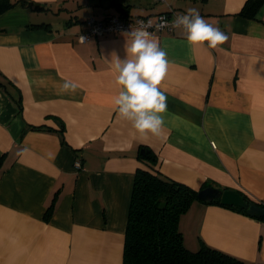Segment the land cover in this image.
I'll return each mask as SVG.
<instances>
[{
    "label": "crops",
    "instance_id": "crops-1",
    "mask_svg": "<svg viewBox=\"0 0 264 264\" xmlns=\"http://www.w3.org/2000/svg\"><path fill=\"white\" fill-rule=\"evenodd\" d=\"M0 0V264H122L134 175L149 168L196 190L234 189L264 205V0ZM196 8L228 40L190 46L153 32L171 62L160 137L121 119L109 62L125 32L77 35L89 17ZM58 19V22L56 21ZM44 24L43 26H34ZM80 87L61 93L65 80ZM30 126L43 129H30ZM63 128L62 142L60 129ZM155 156L152 166L141 148ZM80 167H75V162ZM185 245L264 262V220L194 201Z\"/></svg>",
    "mask_w": 264,
    "mask_h": 264
},
{
    "label": "trees",
    "instance_id": "trees-1",
    "mask_svg": "<svg viewBox=\"0 0 264 264\" xmlns=\"http://www.w3.org/2000/svg\"><path fill=\"white\" fill-rule=\"evenodd\" d=\"M15 3L43 9V6L28 0H17L7 4V7ZM29 128L43 129L36 126ZM63 131L61 128L60 136L62 142H65ZM139 157L150 166L155 161L154 154L145 147L140 149ZM197 192L198 190L149 168H138L130 197L122 264H264L261 261H244L203 241L196 250H191L185 245L179 221L194 201H200L197 199ZM240 194L246 200H251L242 192ZM213 202L221 204L219 199L205 203ZM227 207L246 213L239 207ZM259 219L264 220V217Z\"/></svg>",
    "mask_w": 264,
    "mask_h": 264
},
{
    "label": "clouds",
    "instance_id": "clouds-1",
    "mask_svg": "<svg viewBox=\"0 0 264 264\" xmlns=\"http://www.w3.org/2000/svg\"><path fill=\"white\" fill-rule=\"evenodd\" d=\"M137 23L140 27L124 33L125 57L121 59L115 52L111 53L109 64L116 74L114 83L119 89L113 103L118 116L130 122L141 138L149 134L160 137L167 111V95L160 85L171 62L166 49L147 29L155 27L159 31L169 26L181 29L190 46L207 42V47L212 49L223 45L228 36L218 26L208 23L196 8L175 16L170 25L165 17H160L155 25L152 20L146 24L143 20ZM84 40L81 37V42ZM79 87L77 82L66 79L60 86V92L75 93Z\"/></svg>",
    "mask_w": 264,
    "mask_h": 264
},
{
    "label": "built area",
    "instance_id": "built-area-1",
    "mask_svg": "<svg viewBox=\"0 0 264 264\" xmlns=\"http://www.w3.org/2000/svg\"><path fill=\"white\" fill-rule=\"evenodd\" d=\"M156 2L166 3V0H155ZM168 9L163 12H159L155 15L151 16H120V15H110L105 18H95L89 17L86 20L87 29L84 32H81L77 35L79 41H81V37H84V42L90 40L91 38H98L108 34L118 33V32H127L131 30V28L135 29L140 27L137 23L140 20H143L145 24L148 20H152L155 25L160 17H165L169 21V25L175 16L179 15L175 10H173L168 4ZM174 28L171 26L165 27L159 31L167 30L172 31ZM150 32H159L155 29V27L147 29ZM75 167H80V162H75Z\"/></svg>",
    "mask_w": 264,
    "mask_h": 264
},
{
    "label": "water",
    "instance_id": "water-1",
    "mask_svg": "<svg viewBox=\"0 0 264 264\" xmlns=\"http://www.w3.org/2000/svg\"><path fill=\"white\" fill-rule=\"evenodd\" d=\"M143 151L144 150H141V152ZM197 199L202 202H210L219 199L222 205L242 208L245 210L246 214L256 218L264 217V205L254 200H246L239 191L234 189L205 186L198 190Z\"/></svg>",
    "mask_w": 264,
    "mask_h": 264
},
{
    "label": "rangeland",
    "instance_id": "rangeland-1",
    "mask_svg": "<svg viewBox=\"0 0 264 264\" xmlns=\"http://www.w3.org/2000/svg\"><path fill=\"white\" fill-rule=\"evenodd\" d=\"M56 21L58 22V19H56Z\"/></svg>",
    "mask_w": 264,
    "mask_h": 264
}]
</instances>
